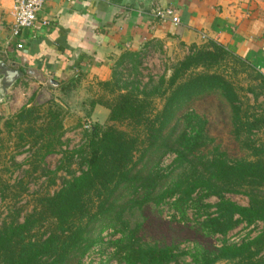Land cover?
<instances>
[{
    "label": "trees",
    "instance_id": "1",
    "mask_svg": "<svg viewBox=\"0 0 264 264\" xmlns=\"http://www.w3.org/2000/svg\"><path fill=\"white\" fill-rule=\"evenodd\" d=\"M230 62L232 69L227 70ZM240 74H245L249 82L242 90L251 94L253 101L264 96V75L242 58L210 42L190 50L172 66L169 80L159 79L149 91L145 88L141 91L139 81L119 85L120 78L116 79L117 96L106 107L112 122L139 124L148 120L145 117L147 99H164L162 111L148 128L153 135L151 142L135 162L137 137H127L113 126H91L84 144L69 152L73 160L79 158L84 169L78 175L63 179L62 186L52 194L36 196L35 207L21 222L20 211H10V218L0 222V264H69L74 260L79 264L80 258L95 249L100 258L94 264L112 261L115 264H181L180 259L187 253L179 252L177 246L143 245L138 239V223L131 222L130 205L134 204L141 212L149 202L160 212V207L166 206L172 212L170 220L178 223L190 221L187 216L190 209L207 236H226L241 223L247 226L260 223L262 231L252 239L222 244L213 252H196L191 257L192 264H264V146L250 139L254 131L264 128V107L259 108L258 114L249 113L253 109L251 105L243 108L236 82ZM210 94L229 107L233 135L253 154L254 160L230 161L215 147L203 154L201 150H207L213 140L206 133L207 122L196 114L186 118L181 134L171 146L163 142L162 132L176 110ZM44 105L61 107L53 98ZM41 106L36 102L23 106L8 123L36 124ZM46 116L49 118L46 125L27 130V137L35 142L46 133L53 138L43 144L44 152L42 148L33 152L32 157H37L39 162L62 146L59 116L50 110ZM50 123L54 126L49 127ZM157 152L175 153L168 169L158 166L154 157ZM179 169L183 171L171 179ZM224 194H243L249 200L248 205H237L225 199ZM209 196L218 198L212 213L207 212L211 206L203 204ZM132 197L133 201L127 200ZM126 210L130 212L126 214ZM44 225L53 229L42 239L46 233L40 235L39 230ZM97 229L109 230L110 237L117 238L95 236Z\"/></svg>",
    "mask_w": 264,
    "mask_h": 264
},
{
    "label": "rangeland",
    "instance_id": "2",
    "mask_svg": "<svg viewBox=\"0 0 264 264\" xmlns=\"http://www.w3.org/2000/svg\"><path fill=\"white\" fill-rule=\"evenodd\" d=\"M181 59L178 55L165 53L164 50L159 48L150 49L140 55L131 57L125 65L113 73L109 81L93 82L81 95L80 90L76 91L78 87L74 85L72 89H62L58 96L52 97L61 107L44 105L50 100L40 103L42 106L39 108V117L36 124H24L22 126L14 124L13 126L8 122L12 120L16 113L13 115H0V222L10 218V211H20L18 220L21 222L23 217L31 213L33 207H35L36 196L52 194L62 186L63 179H69L75 174L78 175L80 170L84 169L79 158L75 157L73 160L69 152L84 144L90 128L94 124L103 127L113 126L127 137H137V152H134V161L136 162L141 155V151L152 140L151 136L153 137V135L148 132V128L162 111L164 99L151 97L149 100L148 98L147 103L149 105L145 116L148 120H143L139 124L132 121L112 122L109 120V110L106 107L113 103L118 93V88L114 85V82L118 78H120L119 85L124 82L135 81L137 83L139 81L141 91L143 88L149 91L151 87L158 83L159 79L164 78L167 82L172 74V66ZM231 69L230 62L227 70ZM236 77L237 86L241 88L238 92L243 108L251 105L253 109H250L249 113H260L261 109L259 108L264 107V96H259L253 101L251 94L247 93L246 90H242L249 85L245 74ZM48 110L56 113L61 121L62 136L59 141L62 146L56 148V152L45 155L42 161L39 162L37 157H32L33 152L35 149L42 148L43 144L49 140L51 142L53 138H49L46 133L44 137L37 139V142H35L31 137H27V130L34 131L39 126L46 125L49 120L46 116ZM230 113L229 107L225 103L223 104L214 94L193 99L176 110L174 117L162 132L163 142L170 145L181 134L186 118L196 114L207 122L205 126L206 133L213 140V143L208 145L207 150H201L204 152L203 154L215 147L219 153H224L230 161H252L254 160L253 154L247 148H243L233 135ZM9 125H12L13 128ZM52 126L54 125L50 123L49 127ZM253 134L250 137L251 141L264 146V128L254 131ZM42 151L44 152V148H42ZM154 157H157L156 160H158L160 168L168 169L176 155L172 152L164 154L163 152H157V156ZM139 167L137 166V168ZM182 171L183 169L176 171L171 175V179ZM24 186L25 188H23ZM23 189H25L24 192ZM223 197L244 207L249 202L243 194H224ZM127 200L133 201L134 198H128ZM217 202L218 198L216 196H209L203 200L204 205L211 206L207 211L208 213L215 211ZM130 207H132L131 211L133 212L131 222L136 221L138 223L137 237L141 244L157 247L177 246L179 252L185 251L187 253L180 259L181 264H192L191 255L196 252H213L222 244H237L248 238H254L262 231L260 223L250 226L241 223L226 236H207L199 228L200 226L195 221L197 216L190 209L187 211L190 221L178 223L170 220L169 215L172 212L167 210L166 206L160 207L161 212L151 202L146 204L141 212L135 209L134 204ZM129 212V210H126L125 213L128 214ZM44 224H47V222ZM44 228L49 229L48 225H44ZM44 228L39 230L40 235L46 233L42 239L46 238L48 232L53 229L47 231ZM104 231L99 232V229H97L95 236L98 235L100 238L106 239L117 238V236L110 237L107 235L106 233L110 234L109 230ZM99 254L98 249H95L86 254L84 258H80L79 264H94L100 258ZM69 264H77V260ZM110 264L115 263L112 261Z\"/></svg>",
    "mask_w": 264,
    "mask_h": 264
},
{
    "label": "crops",
    "instance_id": "3",
    "mask_svg": "<svg viewBox=\"0 0 264 264\" xmlns=\"http://www.w3.org/2000/svg\"><path fill=\"white\" fill-rule=\"evenodd\" d=\"M13 4L0 0V63L19 77L0 90V115L45 103L73 85L81 95L156 48L183 59L213 42L264 75V0H46L37 18L47 25L17 37ZM157 9L174 10L179 24L157 19Z\"/></svg>",
    "mask_w": 264,
    "mask_h": 264
},
{
    "label": "built area",
    "instance_id": "4",
    "mask_svg": "<svg viewBox=\"0 0 264 264\" xmlns=\"http://www.w3.org/2000/svg\"><path fill=\"white\" fill-rule=\"evenodd\" d=\"M46 0H14V4L12 7V18H13V27H12V37H17L21 34L23 30L28 29H38L40 27H44L47 25V21L42 19L39 20L38 14L41 11ZM154 16L160 21H170L171 23L177 25L179 24V19L174 10L165 9L159 10L157 9L154 12ZM202 38H205L202 36ZM18 49L22 47L21 44L17 45ZM169 215V218H171ZM178 219V217H176ZM110 236V234L106 233ZM98 262V260L96 261ZM95 262V263H96Z\"/></svg>",
    "mask_w": 264,
    "mask_h": 264
},
{
    "label": "water",
    "instance_id": "5",
    "mask_svg": "<svg viewBox=\"0 0 264 264\" xmlns=\"http://www.w3.org/2000/svg\"><path fill=\"white\" fill-rule=\"evenodd\" d=\"M0 73V90L6 92L7 89L11 87L18 79L19 74L14 70L9 69L4 63H0ZM53 83L57 84L55 82Z\"/></svg>",
    "mask_w": 264,
    "mask_h": 264
}]
</instances>
